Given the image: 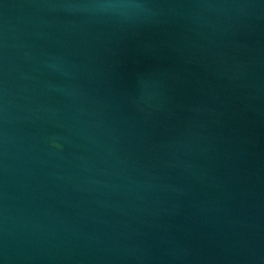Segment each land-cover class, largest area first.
I'll list each match as a JSON object with an SVG mask.
<instances>
[{"label":"water","instance_id":"obj_1","mask_svg":"<svg viewBox=\"0 0 264 264\" xmlns=\"http://www.w3.org/2000/svg\"><path fill=\"white\" fill-rule=\"evenodd\" d=\"M0 264H264V0H0Z\"/></svg>","mask_w":264,"mask_h":264}]
</instances>
